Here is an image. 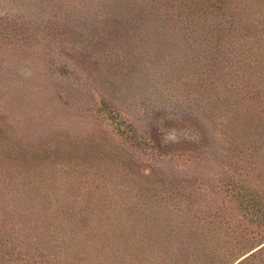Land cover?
Masks as SVG:
<instances>
[{"label":"rangeland","instance_id":"obj_1","mask_svg":"<svg viewBox=\"0 0 264 264\" xmlns=\"http://www.w3.org/2000/svg\"><path fill=\"white\" fill-rule=\"evenodd\" d=\"M0 264H264V0H0Z\"/></svg>","mask_w":264,"mask_h":264},{"label":"trees","instance_id":"obj_2","mask_svg":"<svg viewBox=\"0 0 264 264\" xmlns=\"http://www.w3.org/2000/svg\"><path fill=\"white\" fill-rule=\"evenodd\" d=\"M259 250H261V249H259ZM259 250H258V251H259Z\"/></svg>","mask_w":264,"mask_h":264}]
</instances>
